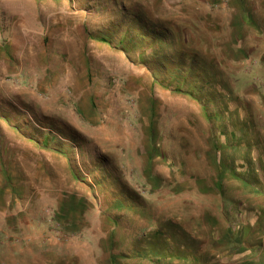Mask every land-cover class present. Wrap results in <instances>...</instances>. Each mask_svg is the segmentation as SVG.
Here are the masks:
<instances>
[{
    "label": "rangeland",
    "instance_id": "1",
    "mask_svg": "<svg viewBox=\"0 0 264 264\" xmlns=\"http://www.w3.org/2000/svg\"><path fill=\"white\" fill-rule=\"evenodd\" d=\"M0 264H264V0H0Z\"/></svg>",
    "mask_w": 264,
    "mask_h": 264
}]
</instances>
